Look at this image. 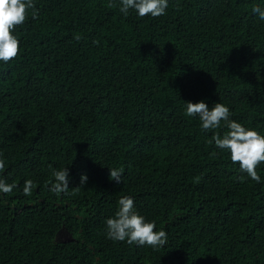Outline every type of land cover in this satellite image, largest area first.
<instances>
[{"label": "trees", "instance_id": "16d2710c", "mask_svg": "<svg viewBox=\"0 0 264 264\" xmlns=\"http://www.w3.org/2000/svg\"><path fill=\"white\" fill-rule=\"evenodd\" d=\"M33 2L18 56L0 61V179L16 185L0 193V264H264V162L257 183L209 143L225 122L185 115L220 102L264 136V0H168L158 18L125 16L121 0ZM123 196L164 246L107 238Z\"/></svg>", "mask_w": 264, "mask_h": 264}, {"label": "clouds", "instance_id": "9594fccd", "mask_svg": "<svg viewBox=\"0 0 264 264\" xmlns=\"http://www.w3.org/2000/svg\"><path fill=\"white\" fill-rule=\"evenodd\" d=\"M113 5H109L112 7ZM168 0H121L120 11L125 14L134 9L139 17L143 18L149 14L158 18L166 14ZM31 11L32 18H38V11L33 0H0V61L5 63L16 58L20 52L19 38L14 34L17 26L25 23L28 12ZM261 21H264V7L259 5L252 8ZM77 40L79 36L75 37ZM98 43V41H94ZM185 115L188 117H199L202 130H215L225 122L228 131L221 136L219 133L213 135L209 143L214 141L215 146L230 153L233 163H238L240 171L246 173L253 181L260 183V175L257 166L264 162V136L256 130L247 128L241 123L230 119V109L223 103H214L211 109L201 100L197 103L186 102ZM5 168V161L0 156V171ZM110 179L117 183L122 181L123 169H109ZM50 191L59 195L69 191L68 168L52 169ZM88 177L82 174L80 185H84ZM199 182V177L195 178ZM241 180L244 177L240 178ZM16 185L8 184L0 179V193H11ZM32 180H26L24 193L30 194L34 188ZM79 187L73 188V192ZM118 210L114 217L106 220L107 238L114 241H126L128 244L138 246H150L154 249L160 248L167 243V234L164 230L155 231V221H147L135 208V201L130 196H123L118 201ZM61 231L68 232L64 228ZM69 233V232H68ZM70 234V233H69ZM66 235V234H65ZM62 237H65L62 234Z\"/></svg>", "mask_w": 264, "mask_h": 264}, {"label": "water", "instance_id": "95a60500", "mask_svg": "<svg viewBox=\"0 0 264 264\" xmlns=\"http://www.w3.org/2000/svg\"><path fill=\"white\" fill-rule=\"evenodd\" d=\"M62 234L65 236V237H62ZM66 234V235H65ZM56 240L57 241H67V240H70L72 239V236L71 234H69L68 232H63L61 231V229L56 233V236H55Z\"/></svg>", "mask_w": 264, "mask_h": 264}]
</instances>
